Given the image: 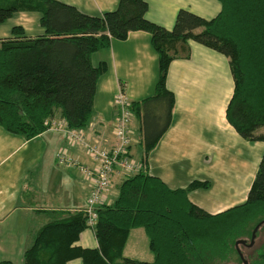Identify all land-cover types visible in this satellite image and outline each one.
Here are the masks:
<instances>
[{
  "label": "trees",
  "instance_id": "16d2710c",
  "mask_svg": "<svg viewBox=\"0 0 264 264\" xmlns=\"http://www.w3.org/2000/svg\"><path fill=\"white\" fill-rule=\"evenodd\" d=\"M218 1L221 9L210 19L180 8L168 30L147 19L145 0H118L100 15L59 0H0V24L17 12H35L42 28L28 36L14 25L0 38V127L24 140L60 120L70 129L88 125L96 81L106 70L104 62L93 66L90 55L111 40L145 31L158 59L153 95L130 102L142 147L139 171L119 177L113 200L95 209L92 226L81 210H42L45 221L24 248L22 264H66L73 258L82 264H224L240 260L235 242L250 239L261 223L256 239L264 228V152L245 201L215 214L188 198L189 191L208 188L209 181L170 188L149 173L148 155L169 127L175 104L166 83L169 65L190 57L191 40L228 58L234 88L227 122L245 140L264 142V0ZM86 228L92 230L94 248L76 244ZM136 228L147 236L150 261L124 254ZM251 250L247 264H264V243Z\"/></svg>",
  "mask_w": 264,
  "mask_h": 264
},
{
  "label": "crops",
  "instance_id": "0c3cea01",
  "mask_svg": "<svg viewBox=\"0 0 264 264\" xmlns=\"http://www.w3.org/2000/svg\"><path fill=\"white\" fill-rule=\"evenodd\" d=\"M59 1L82 13L100 15L114 9L118 0ZM145 1L147 19L168 30L172 29L180 8L205 19L214 17L221 9L218 0ZM17 14L27 17L24 25L30 28L38 25L37 13ZM14 16L0 24V38L9 35L11 26L19 25ZM7 22L9 25H5ZM23 30L28 36L42 32L40 27H33L31 32ZM189 45L190 57L173 60L169 65L166 83L175 95V104L169 127L148 155L149 173L170 188L186 187L193 180L209 181L208 188L191 190L188 198L215 214L245 201L264 152V142L245 140L227 122L226 107L234 88L228 58L195 41H189ZM90 62L93 66L104 62L106 70L96 81L92 115L82 130L86 140L108 148L113 142L114 96L119 90L130 101L153 95L158 79L157 53L149 33L133 31L125 40H111L108 47L93 52ZM132 132L140 140L134 117ZM57 151L82 165H93L84 149L70 144L59 128L24 140L0 127V260L19 253L22 256L31 235L45 221L42 210L85 208L89 183L76 168L58 164L54 157ZM118 179H114L113 185ZM111 188L103 197L104 203L115 196ZM32 218L36 226L31 227L28 221ZM76 244L96 247L92 230L84 229ZM124 254L152 260L142 229L130 231ZM66 264L82 263L73 258Z\"/></svg>",
  "mask_w": 264,
  "mask_h": 264
},
{
  "label": "built area",
  "instance_id": "2783aa9c",
  "mask_svg": "<svg viewBox=\"0 0 264 264\" xmlns=\"http://www.w3.org/2000/svg\"><path fill=\"white\" fill-rule=\"evenodd\" d=\"M130 102L123 90H119L113 98L116 114L112 127L113 142L108 148L101 147L95 141L89 142L82 129L67 128L63 120L52 126L53 129L63 130L70 144L81 146L93 163L91 167L82 165L63 151H57L54 155L58 164L76 168L81 178L89 183L86 205L81 210L86 215L88 226L93 225L95 209L103 203V197L113 186L114 179L136 173L140 169V163L133 159L130 150L133 118Z\"/></svg>",
  "mask_w": 264,
  "mask_h": 264
},
{
  "label": "rangeland",
  "instance_id": "374dc122",
  "mask_svg": "<svg viewBox=\"0 0 264 264\" xmlns=\"http://www.w3.org/2000/svg\"><path fill=\"white\" fill-rule=\"evenodd\" d=\"M17 13L14 14L15 15L14 17L19 22V25L23 27L24 23H22V22H24V20L27 21V19H26L27 17L25 18V16H23V14H17ZM22 13H24V12H22ZM5 25H9V23L7 22V24H5ZM33 27L38 28L40 26L35 24L34 26H32V28ZM32 28H30L29 26H26V25H24V27H23V29H25V31H28V32H31ZM141 153H142V147L139 144L138 134L135 132H132L131 133V154L133 156V159L138 160L139 157L141 156ZM111 189L113 190V193H116V190H114L115 189L114 186H112ZM28 224L31 227L36 226V225H34L33 218L30 220V222L28 221ZM17 230H18V226H17ZM244 239L246 241H248V243L250 242L249 238L246 237ZM262 243H264V228L260 230V232H259L258 236L256 237L252 247L246 248V247L240 246L239 244H238V246L240 247L241 251L245 254V260L247 261V258H248L247 255L252 252L251 249H257ZM2 259H8L12 262V264H22L21 263L22 258H21L20 253L18 255L13 256V257L3 256ZM230 263L231 264H243L242 261L237 260V259L230 261V262H226L224 264H230Z\"/></svg>",
  "mask_w": 264,
  "mask_h": 264
},
{
  "label": "water",
  "instance_id": "95a60500",
  "mask_svg": "<svg viewBox=\"0 0 264 264\" xmlns=\"http://www.w3.org/2000/svg\"><path fill=\"white\" fill-rule=\"evenodd\" d=\"M263 223H264V221H263ZM260 224H261V223H259L258 225H256L255 228L253 229L252 234H251V236H250V242L248 243L249 246H251V245L253 244L254 239H255V232H256V229H257V227H258ZM240 243H245V239L237 240V241L235 242V246H236V249H237V251H238V254H239L240 258H241L242 263H243V264H247V261L243 258V256H242L240 250L238 249V244H240Z\"/></svg>",
  "mask_w": 264,
  "mask_h": 264
},
{
  "label": "flooded vegetation",
  "instance_id": "af4514ba",
  "mask_svg": "<svg viewBox=\"0 0 264 264\" xmlns=\"http://www.w3.org/2000/svg\"><path fill=\"white\" fill-rule=\"evenodd\" d=\"M253 244H254V242H253ZM253 244H252L251 246H249V245H248V241L245 240V243H240L239 245H240V246H243V247H246V248H250V247L253 246ZM238 249L240 250V252H241L243 258L245 259V254L241 251V249H240L239 246H238ZM237 253H238V251H237ZM238 256H239V254H238ZM239 259H240V261H241L240 256H239Z\"/></svg>",
  "mask_w": 264,
  "mask_h": 264
}]
</instances>
